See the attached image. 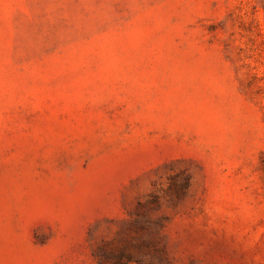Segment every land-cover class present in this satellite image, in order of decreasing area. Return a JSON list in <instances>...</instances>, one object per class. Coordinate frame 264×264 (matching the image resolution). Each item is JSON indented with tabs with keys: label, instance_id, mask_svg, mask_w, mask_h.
Listing matches in <instances>:
<instances>
[{
	"label": "rangeland",
	"instance_id": "374dc122",
	"mask_svg": "<svg viewBox=\"0 0 264 264\" xmlns=\"http://www.w3.org/2000/svg\"><path fill=\"white\" fill-rule=\"evenodd\" d=\"M0 264H264V0H0Z\"/></svg>",
	"mask_w": 264,
	"mask_h": 264
}]
</instances>
